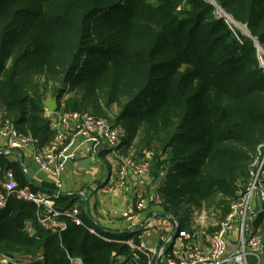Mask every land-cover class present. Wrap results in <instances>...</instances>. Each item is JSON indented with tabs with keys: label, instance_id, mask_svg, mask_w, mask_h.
Wrapping results in <instances>:
<instances>
[{
	"label": "trees",
	"instance_id": "1",
	"mask_svg": "<svg viewBox=\"0 0 264 264\" xmlns=\"http://www.w3.org/2000/svg\"><path fill=\"white\" fill-rule=\"evenodd\" d=\"M217 7L251 37L230 29ZM252 39L264 50V0H0V124L44 145L47 90L55 111L69 112L83 105L63 102L65 94L100 90L106 106L118 107L119 147L142 130V146L155 141L168 154L151 205L187 229L200 201L218 198L227 214L264 147V69ZM0 166V183L10 169L19 187L28 185L17 162L0 156ZM76 201L59 194L53 207L66 211ZM43 213L44 206L10 197L0 210V253L30 256L31 264H117L119 257L148 264L145 253L118 242L133 236L138 243L137 233H92L84 213L82 224L61 215L63 229H44Z\"/></svg>",
	"mask_w": 264,
	"mask_h": 264
},
{
	"label": "built area",
	"instance_id": "2",
	"mask_svg": "<svg viewBox=\"0 0 264 264\" xmlns=\"http://www.w3.org/2000/svg\"><path fill=\"white\" fill-rule=\"evenodd\" d=\"M256 49L259 63L264 69V50L258 42H256ZM69 121L73 123L71 133H67L66 129L57 130V139L64 140L61 149L53 146L45 154L34 149L31 151L30 162L37 165L50 177L55 187L54 194L51 196L41 195L27 187H19L12 170L7 169L3 171L0 183V210L5 208L10 197H16L34 202L37 206H44V213L38 218L39 225L44 229L54 230L57 227L63 229L65 225L58 221V217L61 215L70 217L75 224H82L81 218L77 216L73 207L66 211H59L53 207L54 199L58 197L59 189L62 186L61 174L65 168V155L77 140L83 138H94L103 147L115 150L120 146L121 134L108 120L80 113L63 114L57 125L67 126ZM0 135L6 139L5 154L35 143V140L30 136L20 133L8 122L0 124ZM154 155L153 150L146 149L136 159L121 164L117 171V180L110 189L125 188L129 179H133L139 185L152 182L151 166ZM263 167L264 147L249 164L248 178L240 197L231 205L230 211L219 226L208 235L206 251L201 249L196 236L175 224L177 235L173 238L172 234L166 242L180 240L182 245L179 254L172 256L164 250V247H161L155 252L156 257L165 258L166 264H262L261 251L264 248V242L260 236L253 232L252 223L259 214H264ZM155 199L158 201L159 195ZM144 206V200L139 201L136 205L138 210L143 209ZM129 218L134 219L135 215L132 214ZM89 231L96 234L92 228H89ZM159 232H161L159 226L152 227L145 224L140 230L138 243H135L133 239L118 240V242L126 243L134 250L145 253L149 257L148 264H155L153 254L146 247L145 238ZM100 237L110 241L107 237ZM25 260L32 261V258L0 253V264H31ZM122 262L123 258L119 257L117 264H132Z\"/></svg>",
	"mask_w": 264,
	"mask_h": 264
},
{
	"label": "crops",
	"instance_id": "3",
	"mask_svg": "<svg viewBox=\"0 0 264 264\" xmlns=\"http://www.w3.org/2000/svg\"><path fill=\"white\" fill-rule=\"evenodd\" d=\"M46 115L50 119L51 130L48 142L41 146L34 143L31 146L11 150L8 154H5L6 139L0 135V156L12 162H17L23 176L27 174L31 179L33 184L27 182L28 185L24 187L31 190L30 186H32L35 188L33 192L51 196L55 192V187L50 177L37 165L30 162L31 151L34 149L45 154L53 146L61 149L64 140L59 141L57 139V130L66 129L67 133H71L73 123L69 121L67 126L64 124L57 125L63 116L59 111L46 112ZM122 150V147L109 150L94 138L77 140L65 155V168L61 174L62 186L59 189V194L77 195L78 201L73 204L72 209H75L78 217L83 213L86 214L94 224L92 229L95 230L99 229L111 235L137 233V236H139L143 225L159 226L161 232L146 237L145 244L153 254L155 264H166L165 258L156 257L155 252L164 247L168 254L177 256L182 242L178 239L166 242L167 238L175 231L176 220L170 221L167 217H161L157 214V211H154V206L151 204L156 203L155 197L159 194L153 187V181L146 185H139L133 179H129L125 188L110 189L117 180V171L120 165L133 160L131 155L122 153ZM21 161L22 168L20 167ZM105 169H107L106 173L104 172ZM84 193H87V196H84ZM141 200L145 201V206L143 209L138 210L136 205ZM132 214L135 215L134 219L129 218ZM37 224L39 225L38 219ZM252 225L253 232L260 236L264 242V214H259ZM25 227L29 232L34 230V226L30 221L26 223ZM196 237L201 249L206 251L208 236L202 243L199 241V235H196ZM128 239H133V236ZM261 254H264V248ZM261 258L262 264H264V257ZM25 261L27 263L31 262L29 260Z\"/></svg>",
	"mask_w": 264,
	"mask_h": 264
},
{
	"label": "rangeland",
	"instance_id": "4",
	"mask_svg": "<svg viewBox=\"0 0 264 264\" xmlns=\"http://www.w3.org/2000/svg\"><path fill=\"white\" fill-rule=\"evenodd\" d=\"M215 15L217 17L224 18L225 21L227 20L230 29L238 28L243 33V35L248 36L249 33L246 30V28L241 24H239L238 22L234 21L230 16H228L225 12H223L221 8L217 7ZM252 40L256 47V42H255L256 40L254 39ZM256 53H257V49H256ZM50 91L51 90H47L46 102L55 101V99L50 96ZM102 97L103 96L100 90L99 91L94 90L89 93H82L79 91L68 92L62 98V101L63 102L67 101L70 98L78 99L79 100L78 102L83 105V110L82 112H69V111H65V106L62 105V108L59 112H61L62 114L80 113L95 118H104L106 120L108 119V121L111 122L119 130L121 134V139H123L125 137V128L123 127L122 124L120 123L115 124L114 122V116H116V114L118 113V107L115 104H113L112 106H106L105 103H103L102 101ZM55 105H56V101H55ZM142 137H143V131L139 130L136 136L132 139L131 144L125 146L126 148L124 149H126L127 151L122 150V153H125L127 155L129 154L132 156V159H135L136 156H138L142 151L146 149H150L155 152V160L153 161L152 164L151 175L154 181L153 187L156 191V189L159 188L168 170V154L161 156V154H159L160 152L158 150L159 149L158 145L156 144L155 141H152L149 144L145 143L144 146H142L140 143L144 140ZM157 155L160 157H157ZM104 172L106 173L107 169H105ZM263 180H264V176H263ZM244 186H245V182L237 183V191H236L238 195L237 199L240 197V194L242 193ZM237 199L231 201L229 206V211L231 209V205ZM217 201L218 198L211 201H200L198 205L196 204V206L193 207V212L192 215L190 216V223L186 230L193 236L199 235L200 243H202V241H205L206 237L219 226L220 222L226 216V215L221 216V212H222L221 207L223 205H217ZM261 257H264V254H261Z\"/></svg>",
	"mask_w": 264,
	"mask_h": 264
},
{
	"label": "water",
	"instance_id": "5",
	"mask_svg": "<svg viewBox=\"0 0 264 264\" xmlns=\"http://www.w3.org/2000/svg\"><path fill=\"white\" fill-rule=\"evenodd\" d=\"M248 36H250L249 34H248ZM251 37V36H250ZM255 40V39H254ZM255 42H257V41H255ZM45 105H46V111H48V112H55V110H56V105H55V101H48V102H45ZM20 167L22 168V161L20 162ZM24 177H25V179L27 180V182L29 183V184H33V182L31 181V179L27 176V174H24ZM84 196H87V193H84ZM176 225H178L177 224V222H176ZM176 235H177V233H176V231H174V233H173V238H175L176 237Z\"/></svg>",
	"mask_w": 264,
	"mask_h": 264
}]
</instances>
